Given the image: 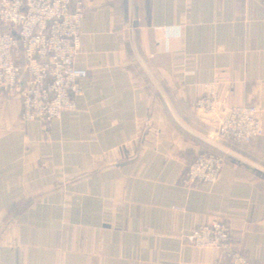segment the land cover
Wrapping results in <instances>:
<instances>
[{
    "label": "crops",
    "instance_id": "0c3cea01",
    "mask_svg": "<svg viewBox=\"0 0 264 264\" xmlns=\"http://www.w3.org/2000/svg\"><path fill=\"white\" fill-rule=\"evenodd\" d=\"M81 1L74 66L87 77L74 109L23 121L19 95L0 94V264H226L185 240L209 216L264 264V176L227 159L216 183L180 185L205 148L135 61L128 0ZM134 4L137 50L178 115L208 135L231 107L256 105L263 135L237 147L264 167V0ZM208 84L216 109L196 111Z\"/></svg>",
    "mask_w": 264,
    "mask_h": 264
},
{
    "label": "built area",
    "instance_id": "2783aa9c",
    "mask_svg": "<svg viewBox=\"0 0 264 264\" xmlns=\"http://www.w3.org/2000/svg\"><path fill=\"white\" fill-rule=\"evenodd\" d=\"M84 6L81 0H0V94H18L23 121L48 123L74 109L81 95L86 70L74 66L80 48ZM194 110L216 109L213 84ZM260 110L254 104L231 107L224 118L214 120L208 136L217 141L248 144L263 135ZM226 158L213 151H200L181 170L178 183L186 187L214 184ZM197 249L215 248L226 264H254L232 247L231 228L217 216L185 236Z\"/></svg>",
    "mask_w": 264,
    "mask_h": 264
},
{
    "label": "water",
    "instance_id": "95a60500",
    "mask_svg": "<svg viewBox=\"0 0 264 264\" xmlns=\"http://www.w3.org/2000/svg\"><path fill=\"white\" fill-rule=\"evenodd\" d=\"M135 4L134 0H128V41L129 46L131 49V52L133 54V57L137 64L140 66L143 73L146 75L147 79L153 86L154 90L157 92V94L162 99L165 108L167 112L169 113L172 120L175 122V124L187 135L191 136L192 138L198 140L199 142L203 143L207 147L211 148L214 151H217L218 153H221L222 155L239 162L245 166H248L249 168L255 170L256 172L262 174L264 176V167L257 164L256 162L250 160L249 158L243 156L242 154L234 151L233 149L225 146L220 141H217L207 134H204L191 126H189L186 122L182 120V118L178 115L175 108L173 107V104L171 103V100L165 91V89L161 86L159 81L155 78V76L152 74V72L149 70L147 65L145 64V61L139 54L135 38H134V23H135Z\"/></svg>",
    "mask_w": 264,
    "mask_h": 264
},
{
    "label": "trees",
    "instance_id": "16d2710c",
    "mask_svg": "<svg viewBox=\"0 0 264 264\" xmlns=\"http://www.w3.org/2000/svg\"><path fill=\"white\" fill-rule=\"evenodd\" d=\"M186 134V133H185ZM187 135V134H186ZM189 136V135H188ZM191 137V136H190ZM194 139V138H193ZM194 140H196V139H194ZM197 142H199L198 140H196ZM222 144H224L225 146H227V147H229V148H231V149H233L234 151H236V152H238V153H240V154H242L243 156H245L246 157V155H244L243 153H241V152H239V149H238V147H237V145H242V144H240V143H237V142H233V141H220ZM205 149H203L202 151H213V152H216V153H218L217 151H214V150H212L211 148H209V147H207L206 145H204L203 143H201V142H199ZM244 145H246V144H244ZM221 154V153H220ZM225 158H226V160L227 159H230V158H228V157H226L225 156ZM230 160H232V159H230Z\"/></svg>",
    "mask_w": 264,
    "mask_h": 264
}]
</instances>
